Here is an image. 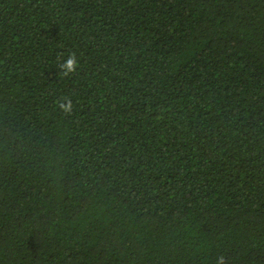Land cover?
Returning a JSON list of instances; mask_svg holds the SVG:
<instances>
[{"label":"trees","instance_id":"1","mask_svg":"<svg viewBox=\"0 0 264 264\" xmlns=\"http://www.w3.org/2000/svg\"><path fill=\"white\" fill-rule=\"evenodd\" d=\"M220 256L264 264V0H0V264Z\"/></svg>","mask_w":264,"mask_h":264},{"label":"clouds","instance_id":"2","mask_svg":"<svg viewBox=\"0 0 264 264\" xmlns=\"http://www.w3.org/2000/svg\"><path fill=\"white\" fill-rule=\"evenodd\" d=\"M79 61L76 54L73 52L66 57L63 63L60 64L61 74L65 77L74 74L78 70ZM57 106L66 115L71 114L73 110V104L69 97H61L57 101ZM217 264H224V257L217 258Z\"/></svg>","mask_w":264,"mask_h":264}]
</instances>
